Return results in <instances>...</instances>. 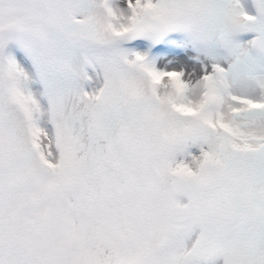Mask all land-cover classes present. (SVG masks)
<instances>
[{"label": "snow or ice", "instance_id": "obj_1", "mask_svg": "<svg viewBox=\"0 0 264 264\" xmlns=\"http://www.w3.org/2000/svg\"><path fill=\"white\" fill-rule=\"evenodd\" d=\"M0 264H264V0H0Z\"/></svg>", "mask_w": 264, "mask_h": 264}]
</instances>
